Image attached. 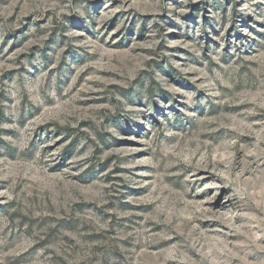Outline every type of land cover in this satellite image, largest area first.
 Masks as SVG:
<instances>
[{
	"label": "rangeland",
	"instance_id": "1",
	"mask_svg": "<svg viewBox=\"0 0 264 264\" xmlns=\"http://www.w3.org/2000/svg\"><path fill=\"white\" fill-rule=\"evenodd\" d=\"M0 264H264V0H0Z\"/></svg>",
	"mask_w": 264,
	"mask_h": 264
}]
</instances>
